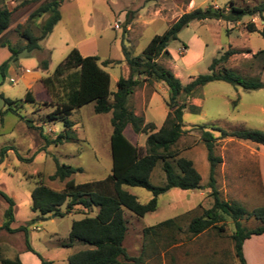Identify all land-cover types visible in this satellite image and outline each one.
I'll use <instances>...</instances> for the list:
<instances>
[{
    "label": "rangeland",
    "instance_id": "374dc122",
    "mask_svg": "<svg viewBox=\"0 0 264 264\" xmlns=\"http://www.w3.org/2000/svg\"><path fill=\"white\" fill-rule=\"evenodd\" d=\"M50 1L0 0L2 6L13 11L12 28L0 38V151L5 147L9 149L0 166V192L14 200L15 220L11 228L17 230L14 234L0 232V260L19 258L21 264H41L40 259L28 251L27 241L36 253L54 264H69L71 255L88 249L79 241L67 246L72 224L85 217L81 210L66 214L64 205L58 216H42L32 211V192L37 185L42 183L62 191L70 179L79 185L104 180L112 173L113 166L112 114H96L95 103L77 109L69 118L75 135L70 143H50L65 131L60 120L51 121L48 117L56 110L55 105L65 99L67 91L63 84L67 76L55 84L54 106H48L51 98L43 79L51 76L70 52L77 49L82 56L99 57L100 66L111 76V91L116 93L118 81L130 75L129 61L142 59L152 39L163 35L185 13L209 6L228 12L232 4L252 9L264 3V0H66L60 7L61 20L53 32L39 42V50L21 52L16 61H11L9 46H24L18 27L28 23L34 35L40 36L50 15L28 19L31 12ZM263 19L264 16L254 15L245 16L239 23L194 21L169 43V56L163 55L157 63L172 71L186 86L198 76L208 74L215 58L234 50L237 53L226 67L242 77L264 81V55H257L264 50V38L246 29L248 24L254 23L261 30ZM116 25L120 28L116 29ZM104 62L108 63L105 67ZM6 63L3 76L1 67ZM44 63L49 64L47 70L43 68ZM142 82L129 96L127 106L143 117L145 124H154L157 132L170 112L167 106L169 91L163 83L146 79ZM27 92L38 99L37 104L25 102ZM7 99L14 104L8 105ZM185 101V133L173 149L179 153L178 158L193 161L202 178L201 188L168 191L159 196L157 211L145 217L123 208L128 228L123 247L129 256L138 257L144 245L145 228L177 219L182 228L175 236L178 243L170 242L168 246L167 242H162L156 248L149 247L145 253L146 264H240L232 240L235 224L231 218L224 216L217 229L197 237L188 234L187 229L193 218L201 216L214 204L208 188L210 165L202 127L228 132H264V89L245 91L224 82H214L194 98L181 96L179 103ZM190 106L199 111L194 113ZM10 107L17 109L23 120L8 112ZM213 133L217 137L215 154L222 158L216 169V187L221 200L237 204L247 212L264 206V147L234 138L221 139L219 132ZM125 134L143 154L146 153L148 135H136L131 127ZM170 162L175 165L173 160ZM57 163L80 168L82 172L64 182L52 181ZM162 166L160 161L152 173L151 183L155 186L165 184ZM127 190L143 204L153 197L142 188L129 187ZM6 209L7 204L0 197V226L5 222ZM97 213L98 209L93 208L89 215ZM241 223L246 229L260 226L257 220L247 217ZM21 227L27 228V235L18 231ZM261 242L258 248L264 249V241ZM165 245L168 246L166 250L163 249ZM251 248L256 249L253 244ZM250 257L252 264H264V255L258 253Z\"/></svg>",
    "mask_w": 264,
    "mask_h": 264
},
{
    "label": "trees",
    "instance_id": "16d2710c",
    "mask_svg": "<svg viewBox=\"0 0 264 264\" xmlns=\"http://www.w3.org/2000/svg\"><path fill=\"white\" fill-rule=\"evenodd\" d=\"M65 1L52 0L44 3L29 16L28 21H32L43 14L50 15L40 36L34 35L28 23L25 27H18L17 31L21 39L24 40V46L19 48L9 46V51L12 54L11 61H16L21 52L39 50V42L46 39L61 20L60 7ZM254 15L264 16V3L252 9L232 4L228 12L209 6L206 9H196L185 13L163 35L155 36L152 39L144 50L142 59L129 61L130 75L128 78L122 77L118 81L116 93L111 91V76L100 66L99 57L82 56L77 49L70 52L51 76L43 79L44 87L51 98L48 106H54L55 84L60 83L62 78L67 76L63 84L67 91L65 99L55 105L56 110L48 117L51 121L60 120L65 131L52 140L51 144L63 145L74 139L73 123L69 118L77 109L95 103L96 114H112L111 156L113 166L112 173L107 178L79 185L70 178L82 172V169L57 163L55 175L51 177V180L64 182L70 179L67 181L65 189L55 191L39 183L32 192L31 209L35 213L42 216L52 214L58 216L60 215L59 209L66 205V214L81 210V213L85 215L82 220L72 224L67 246L71 247L74 242L79 241L87 245L88 249L71 255L68 258L69 264H146L145 253L149 247L156 248L162 242H167L166 245L170 242L174 245L178 243L175 236L181 232L182 228L177 224V219H170L159 225L145 228L141 254L138 257L129 256L123 247L128 230L123 217V208L130 210L136 216L145 217L147 214L157 211L159 196L168 191L173 189L194 191L201 188L202 178L193 161L178 158L179 153L173 149L185 133L183 117L187 105L186 101L180 104L179 99L183 95L186 99L194 98L206 85L214 82H224L233 87H240L245 91H257L264 89V81L242 77L226 67L229 59L237 53L234 50H229L215 58L208 74L198 76L186 86L172 71L160 66L157 60L163 55L169 56V43L176 40L179 33L194 21L217 20L239 23L245 16ZM12 16L13 11L2 6L0 2V36L10 27ZM246 29L249 33H259L264 38V26L259 30L254 23H250ZM2 46L4 47L6 44H2ZM257 55H264V50ZM48 65V63H44L43 68L47 70ZM107 65V62L103 63L104 67ZM6 67L7 63L1 67L3 76ZM143 79L163 83L169 91L170 97L167 106L170 112L165 123L157 132H155L154 124H145L144 118L137 116L127 106L129 96L137 86L143 83ZM111 97L113 98L112 102L110 101ZM25 102L37 104L38 99L34 97L32 92H27ZM6 103L11 106L14 101L7 99ZM190 109L194 113L199 111L195 106H190ZM8 112L23 120V116L18 113L17 109L10 107ZM128 127H131L136 135H148L145 154L126 136L125 132ZM213 132H219L221 139L234 138L264 147V132L262 131L237 130L228 132L221 128L207 130L202 127V140L207 150L210 165L208 188L211 190L214 204L201 216L191 220L187 233L192 237H197L209 230L217 229L224 216L231 218L235 224L232 240L236 257L240 264H247L243 245L251 237L264 234V206L247 212L237 204L221 200L216 187V169L222 163V158L215 154L217 137ZM8 150L5 147L0 151V166L3 164ZM170 160H173L175 165ZM160 161L163 162L165 184L155 186L151 183V176ZM129 187L142 188L151 192L153 197L148 203L143 204L127 190ZM0 197L7 204L4 213L5 222L0 226V232L5 230L14 234L17 232L11 228L15 220L14 200L2 192H0ZM93 208L98 209L96 216L89 215ZM245 217L257 220L260 226L254 229H246L241 223ZM18 231H23L27 235L26 227H21ZM165 246L163 249L166 250L169 245ZM27 249L40 259L41 264H54L36 253L28 241ZM0 262L1 264H21L19 258L14 260L4 258Z\"/></svg>",
    "mask_w": 264,
    "mask_h": 264
},
{
    "label": "crops",
    "instance_id": "0c3cea01",
    "mask_svg": "<svg viewBox=\"0 0 264 264\" xmlns=\"http://www.w3.org/2000/svg\"><path fill=\"white\" fill-rule=\"evenodd\" d=\"M39 8V7H38ZM38 8H36V10L38 9ZM35 10V11H36ZM35 11H33V12H35ZM33 12H31V13H33ZM31 15V14H30ZM12 19H11V24H10V27L8 28V30L7 31H5L1 36H0V38L2 37V36H4V35H6L7 33H9L10 32V30H11V28H12ZM258 241H260L259 243H258V245L259 244H261L262 242L261 241H264V234L263 235H260V236H253V237H251L250 239H248V240H246L245 242H244V245H243V253H244V257H245V260H246V262H247V264H252L251 263V261H250V259H251V257L250 256H257V254L258 253H260V256H262V255H264V249H262V248H258V245H257V242ZM255 245V247H256V249L255 250H253L252 248H251V245ZM249 248L252 250H249ZM259 249V250H258Z\"/></svg>",
    "mask_w": 264,
    "mask_h": 264
},
{
    "label": "built area",
    "instance_id": "2783aa9c",
    "mask_svg": "<svg viewBox=\"0 0 264 264\" xmlns=\"http://www.w3.org/2000/svg\"><path fill=\"white\" fill-rule=\"evenodd\" d=\"M116 29H119L120 28V26L119 25H116V27H115Z\"/></svg>",
    "mask_w": 264,
    "mask_h": 264
}]
</instances>
